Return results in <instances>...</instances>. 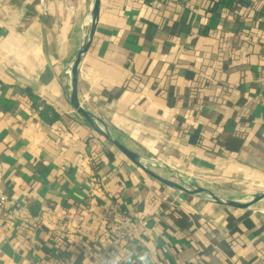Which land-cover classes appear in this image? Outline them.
Here are the masks:
<instances>
[{
	"label": "crops",
	"instance_id": "obj_1",
	"mask_svg": "<svg viewBox=\"0 0 264 264\" xmlns=\"http://www.w3.org/2000/svg\"><path fill=\"white\" fill-rule=\"evenodd\" d=\"M0 2V264H91L122 213L141 223L109 264H249L263 255L256 212L157 182L66 103L57 75L80 25L68 45L65 12ZM101 2L78 75L86 107L178 171L264 179V140L255 133L264 132V0ZM44 105L58 117L44 121ZM240 126L248 130L235 152L205 150L193 137ZM179 213L190 227L178 224Z\"/></svg>",
	"mask_w": 264,
	"mask_h": 264
},
{
	"label": "water",
	"instance_id": "obj_2",
	"mask_svg": "<svg viewBox=\"0 0 264 264\" xmlns=\"http://www.w3.org/2000/svg\"><path fill=\"white\" fill-rule=\"evenodd\" d=\"M91 18L84 31L80 34L79 43L57 75L62 89L63 97L71 109L85 120L90 128L117 148L133 165L152 177L157 182L179 191L185 195L204 200L219 206L242 211H264V192L258 193H217L206 188L193 178L184 177L181 172L168 166L153 155L126 142L103 119L78 100V75L83 60L92 44L100 20L101 0H88ZM18 82L31 86V82L19 74H13ZM170 170L178 172L182 177L176 176Z\"/></svg>",
	"mask_w": 264,
	"mask_h": 264
},
{
	"label": "rangeland",
	"instance_id": "obj_3",
	"mask_svg": "<svg viewBox=\"0 0 264 264\" xmlns=\"http://www.w3.org/2000/svg\"><path fill=\"white\" fill-rule=\"evenodd\" d=\"M17 1L18 0H4L5 3H10V4H13ZM29 2L32 4L39 3L41 5L43 14H48V9L50 10V8H52V11H54L55 13H59L58 9L63 11V13L65 12L66 16L69 19L66 22L69 27V32L67 33V40H69L68 45H70L71 43H74V41L76 40V33H77L76 31L77 29H79V25L82 26V21H81V24L79 23L80 17L84 14L81 0H56V1L54 0H48V1L47 0H29ZM55 19H59V18L55 17ZM158 155L159 154L157 153L156 156ZM164 163L178 170L175 167V165H173L172 162H171L172 164L167 161ZM182 170L183 171H180V170L179 171L182 173L184 177L189 176L192 178L194 176L193 179L199 184L201 185L206 184L208 186H212L214 189L222 191L223 193L230 192V193H251L252 194V193H258V192H264V179L257 178V177L256 178L250 177V176H247V174L243 177L242 175H240L241 173H238L239 175L235 177L234 175H225L222 172L213 174L207 171L205 172L204 171H193L188 168H185ZM189 174H192V176H190ZM229 210L233 212H242V211H236L232 208H229ZM248 212H252V211H248ZM253 212H256V211H253ZM256 214H258V216H260L264 220V212H256Z\"/></svg>",
	"mask_w": 264,
	"mask_h": 264
},
{
	"label": "trees",
	"instance_id": "obj_4",
	"mask_svg": "<svg viewBox=\"0 0 264 264\" xmlns=\"http://www.w3.org/2000/svg\"><path fill=\"white\" fill-rule=\"evenodd\" d=\"M263 45H264V42H263ZM261 59L263 61L262 75H263V80H264V54L261 56ZM208 81L210 82V80L204 78L201 85L207 86L209 83ZM261 97H262V100H264V94ZM40 115L44 121L46 120L48 122L53 121L54 119L58 117V115L54 112V110L51 109L47 105H44L43 110L41 111ZM263 122H264V119H263ZM245 127L246 126L244 127L240 126L233 132H225V131L216 132L215 134H212L211 136H208V137L204 136L200 131L197 130L194 132L193 137L196 138L197 144L205 150H208V151L216 150L217 152L225 150V151L235 152L239 150V148L243 145L245 141L247 130H248ZM255 133L257 136H259L260 138L264 140V132H260L259 130H257V132ZM109 155L111 156L112 154L109 153ZM242 212H243V215L250 213L248 211H242ZM178 215L180 219L178 220V224L182 227H190L191 223L188 220V218L183 213H179ZM247 262L249 264H253V263L254 264H264V251L261 257H257V255H255L254 257L248 259Z\"/></svg>",
	"mask_w": 264,
	"mask_h": 264
},
{
	"label": "built area",
	"instance_id": "obj_5",
	"mask_svg": "<svg viewBox=\"0 0 264 264\" xmlns=\"http://www.w3.org/2000/svg\"><path fill=\"white\" fill-rule=\"evenodd\" d=\"M6 197L0 196V206L5 204ZM140 221L134 219L127 213L120 214L117 219L107 229V246L106 251L97 252L91 264H109V258L114 247L118 246L124 241L131 239L137 232ZM65 264H80L74 259L68 260Z\"/></svg>",
	"mask_w": 264,
	"mask_h": 264
},
{
	"label": "bare ground",
	"instance_id": "obj_6",
	"mask_svg": "<svg viewBox=\"0 0 264 264\" xmlns=\"http://www.w3.org/2000/svg\"><path fill=\"white\" fill-rule=\"evenodd\" d=\"M48 1V0H47ZM54 1H56V0H54ZM46 2V1H45ZM56 3V2H55ZM85 3H86V9H85V12H84V16H83V18H82V26H81V33L84 31V28L87 26V24H88V22L90 21V18H91V10H90V7H89V4H88V0H85ZM54 5V4H53ZM55 6V5H54ZM69 55V54H68ZM68 55H66L65 54V59L68 57ZM64 59V60H65ZM68 60V59H67ZM66 60V61H67ZM66 61L63 63V65H62V67L64 66V64L66 63ZM80 99L84 102V103H86L85 102V98L84 97H80ZM79 98H78V100H79V102L82 104V105H84V106H86L81 100H80ZM130 145V144H129ZM131 146V145H130ZM173 174H175L176 176H180V177H182L178 172H175V171H172V170H170ZM194 177V176H193ZM199 179V178H198ZM204 186L206 187V188H209V189H213V190H215L217 193H221V194H225V193H223L222 191H219V190H217V189H214L213 187H210V186H207V185H205L204 184Z\"/></svg>",
	"mask_w": 264,
	"mask_h": 264
}]
</instances>
